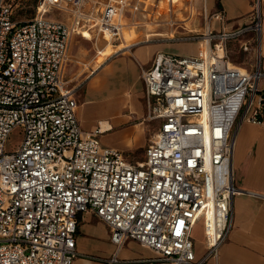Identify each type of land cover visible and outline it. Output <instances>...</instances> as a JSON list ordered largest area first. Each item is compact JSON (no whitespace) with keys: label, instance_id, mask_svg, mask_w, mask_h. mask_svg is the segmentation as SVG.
Wrapping results in <instances>:
<instances>
[{"label":"built area","instance_id":"2783aa9c","mask_svg":"<svg viewBox=\"0 0 264 264\" xmlns=\"http://www.w3.org/2000/svg\"><path fill=\"white\" fill-rule=\"evenodd\" d=\"M148 1L40 0L33 18L18 21L14 0H0V264H73L79 215L87 211L107 223L118 246L133 239L156 253L152 260L172 264H205L229 237L232 202L242 191L233 167L236 127L264 126V68L235 63L229 43L250 32L257 37L241 42L244 51L260 41L261 0L247 24L228 28L219 11V29L190 26L189 19L165 25L170 35L152 33L157 37L127 46L199 44L196 54L159 50L141 67L148 115L159 128L135 162L102 142L100 126H82L78 87L66 70L74 34L122 40L119 15L142 22L137 16L148 18L161 2ZM55 10L68 19L48 14ZM17 127L23 139L6 150ZM200 218L201 255L193 238Z\"/></svg>","mask_w":264,"mask_h":264},{"label":"crops","instance_id":"0c3cea01","mask_svg":"<svg viewBox=\"0 0 264 264\" xmlns=\"http://www.w3.org/2000/svg\"><path fill=\"white\" fill-rule=\"evenodd\" d=\"M255 2L256 0H193V4L191 1L190 5L194 6V14L189 25L204 27L209 23L213 29H219L222 23L219 11L224 12L228 28L247 24L254 18ZM175 8L177 11H183L186 5L180 2L175 4ZM161 10L159 3V8L155 11L158 18L161 16ZM261 12L260 41L253 44L251 50L244 51L241 48V42L247 38L253 39L255 32H250L243 39L229 43L230 55L232 46L238 47L239 51L243 52L255 51L256 60L250 63V67L260 61L264 68V0H261ZM48 14L63 20L68 19V14L64 11L55 10ZM90 39L93 37L80 34H74L71 38L69 48L71 58L66 70L70 86H72L71 82L81 75L79 73L82 69L81 63L77 58L83 56L82 49L90 51L83 42ZM72 42L73 46H76L74 49ZM150 42L152 41L144 43ZM144 43L140 42L125 48L122 55L115 56L119 51L114 52L112 54L114 57H107L96 70H93V67L90 68V75L93 76L92 83L88 86L84 96L82 95L83 97L77 93L78 117L86 130L99 126L102 128L101 121L104 120L109 121L113 129L116 124L123 122L127 117L125 114L127 106L132 105L134 108L139 106L137 92L142 85L141 67H149L157 51L171 50V47L187 44L186 42ZM113 46L117 45L113 44ZM95 48V56H98L101 49H97L96 41ZM174 52L196 54L188 51ZM232 60L234 61L233 58ZM234 62L246 66L244 62ZM77 85L73 87H78ZM83 122L87 125H83ZM102 130L101 140L104 142L103 138L107 131L103 128ZM105 145L116 147L111 143ZM233 167L235 183L242 189L234 196L232 202L233 228L229 237L220 246L218 254L212 256L205 264H264V196L257 195H264V126L249 121L237 124ZM77 248L80 255L73 264H172L167 260H152L156 253L136 240L129 239L121 246L115 244L111 239L110 227L93 211L79 215ZM196 251L199 255L203 254L204 243L196 244Z\"/></svg>","mask_w":264,"mask_h":264},{"label":"rangeland","instance_id":"374dc122","mask_svg":"<svg viewBox=\"0 0 264 264\" xmlns=\"http://www.w3.org/2000/svg\"><path fill=\"white\" fill-rule=\"evenodd\" d=\"M40 0H14L15 2V19L18 21L31 19L36 15L37 6ZM148 1V0H147ZM151 0L148 1V4ZM161 0L160 4L162 7L161 16L159 18L155 13L149 12L147 17L137 16L135 20H141L132 22L131 19H128L120 14L119 21L116 22L117 32L120 33L121 38H110L107 34L102 33L101 35H94L93 33L87 32L86 35L88 37H93V39L83 41L86 46L90 49L87 51L86 49H82L83 56L77 58L81 63V70L78 79L71 82V85L78 84L77 93L81 94V97L84 96L88 86L93 81V76L90 75V68L93 67V70H96L100 67L101 63L108 58L114 57L112 54L114 52H118L116 55H122V52L125 48H128V45H131L134 42L146 40V38H154L157 37L156 34L158 32L170 35L173 22H188L189 19L191 21L194 13V6L190 5L191 2L188 3V0ZM192 1V0H190ZM184 3L186 8L183 11H177L175 8V4ZM190 5V6H189ZM138 8H141V3L138 2L136 5ZM155 6V5H152ZM159 6V5H158ZM153 8V7H152ZM151 7L148 10L152 9ZM158 8V7H157ZM170 8L172 11H170ZM143 10V8H142ZM57 11V10H56ZM187 11L189 14L187 15ZM181 14V16H180ZM192 14V15H191ZM191 15V16H190ZM163 16V17H162ZM131 21V22H130ZM157 24H162L164 29L156 28ZM169 25L166 27L165 25ZM183 24V23H182ZM189 24V23H188ZM110 26V25H108ZM181 26V25H180ZM105 30H108V27L103 26ZM176 29V28H175ZM178 30H182L181 27L177 28ZM81 38V37H78ZM75 38L73 39V41ZM85 40V39H84ZM95 41L97 42V49H101V53L98 56L95 51ZM144 43V42H142ZM159 44L166 42H150L144 44ZM169 43V42H168ZM186 45H182L179 47H171V51H188L190 53H197L199 50V44L197 42H186ZM75 44V43H74ZM117 45V46H113ZM141 44V45H144ZM76 46H73L74 49ZM232 58L236 62H244V65L250 67V63L255 62V51L253 52H243L239 51L238 47L232 46ZM127 54H130L127 52ZM142 78V77H141ZM141 81L140 90L137 92V103L139 106L132 107V105L127 106L125 117L123 122H120L114 126V129L107 131L105 133V137L103 138V143H111L115 145L118 149L123 151L125 156L132 161H140L146 157V151L149 144L152 142L156 131L159 128V122L155 119H151L148 115V100L145 92V84L143 79ZM143 81V82H142ZM130 87H132L130 85ZM130 90V88H129ZM133 91V90H132ZM83 95V96H82ZM80 97V98H81ZM83 125H87L83 122ZM113 126V125H112ZM23 139V131L20 127L15 128L10 134L7 143L6 150H12L17 147ZM193 238L197 245H201L205 240V221L203 218H200L196 221L193 229Z\"/></svg>","mask_w":264,"mask_h":264},{"label":"bare ground","instance_id":"6f19581e","mask_svg":"<svg viewBox=\"0 0 264 264\" xmlns=\"http://www.w3.org/2000/svg\"><path fill=\"white\" fill-rule=\"evenodd\" d=\"M101 125H102V128L104 129V131H108V130L112 129V124L107 120L101 121Z\"/></svg>","mask_w":264,"mask_h":264}]
</instances>
